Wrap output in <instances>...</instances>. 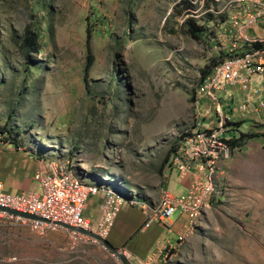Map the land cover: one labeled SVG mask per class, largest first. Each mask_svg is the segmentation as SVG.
<instances>
[{
  "label": "rangeland",
  "instance_id": "1",
  "mask_svg": "<svg viewBox=\"0 0 264 264\" xmlns=\"http://www.w3.org/2000/svg\"><path fill=\"white\" fill-rule=\"evenodd\" d=\"M187 1L188 14L184 0H0V127L86 183L154 204L171 147L209 105L197 82L224 55L217 29L228 0ZM186 15L202 27L196 39ZM251 133L263 135L225 161L222 196L190 227L168 225L173 236L148 264H264V128ZM0 264L124 263L73 230L0 222Z\"/></svg>",
  "mask_w": 264,
  "mask_h": 264
},
{
  "label": "built area",
  "instance_id": "2",
  "mask_svg": "<svg viewBox=\"0 0 264 264\" xmlns=\"http://www.w3.org/2000/svg\"><path fill=\"white\" fill-rule=\"evenodd\" d=\"M217 33L221 43L222 39L226 41L224 55L200 76L195 90L197 99L209 103L201 115L203 120L196 122L190 131L181 133L166 160L169 173L191 174L189 185L181 194H172L163 188L157 201L148 206L134 197L127 198L85 183L68 162L46 158L41 160L35 188L7 192L0 185V222L20 223L38 235L58 228L73 230L65 227L69 226L106 237L114 218L127 202L142 209L144 227L152 222H164L173 213H185L184 226L190 227L208 204L222 196L225 161L243 147L240 143H229L238 134L225 132L230 116L224 111L226 103L220 101L218 93L231 84L245 89L252 77H264V0H228ZM260 89L263 93L255 106L243 102L238 107L243 111L254 107L253 111L263 114L264 82L253 91ZM99 190L103 192L99 215L91 220L85 217L84 206ZM7 209L34 217L13 214ZM78 233L103 244L94 236Z\"/></svg>",
  "mask_w": 264,
  "mask_h": 264
},
{
  "label": "crops",
  "instance_id": "3",
  "mask_svg": "<svg viewBox=\"0 0 264 264\" xmlns=\"http://www.w3.org/2000/svg\"><path fill=\"white\" fill-rule=\"evenodd\" d=\"M224 51L227 47L225 39H222ZM264 82L263 78L252 77L250 85L247 88H241L236 84L226 86L218 93L220 101L226 103L224 111L230 116V122H241L237 127L228 126L226 133L230 135L238 132H260L264 128V117L259 112L252 109L241 110L238 106L243 102H248L255 106V101L262 95L263 91H253L259 89ZM202 104V110H205ZM201 112L199 114H201ZM248 126L244 127V121ZM262 124V127L258 125ZM9 147L0 145V185L4 191L17 192V190H30L35 188L37 175L41 168L42 161L35 154L21 149L20 146ZM5 148V149H3ZM191 178L190 173H184L177 176L169 173L165 180V188L172 194H181L189 185ZM103 199V192L91 195L85 203V217L95 220L99 215V205ZM142 209L136 205L123 203L121 210L118 212L110 226L109 232L105 237L113 246L118 247L125 253L133 264L152 263L153 253L163 242H168L174 232L168 228V225L184 226L187 221L185 213L177 214V220L171 221L169 216L164 222H152L144 227ZM177 223V225H176ZM166 227V228H164Z\"/></svg>",
  "mask_w": 264,
  "mask_h": 264
},
{
  "label": "trees",
  "instance_id": "4",
  "mask_svg": "<svg viewBox=\"0 0 264 264\" xmlns=\"http://www.w3.org/2000/svg\"><path fill=\"white\" fill-rule=\"evenodd\" d=\"M185 3H183L182 9L186 12V14L189 13L188 9H190V3H188L187 0H184ZM184 21L185 24L187 25V30L190 33L192 38H198L200 32L202 31V27L200 25H196L194 19L192 17H190V15H186L184 17ZM24 41L27 44V47H29L30 49H32V51H37L38 49V45L36 44V35L33 32H30L29 30L25 31V36H24ZM33 46V47H31ZM88 52H87V61H85V71L87 72L88 69L90 68V66L92 65V61H93V57L91 55L90 52V48L89 46H87ZM215 64V63H214ZM208 70V69H207ZM207 70L205 72H207ZM241 122H226V125H229L230 127H237L240 125ZM11 131L9 129H7V127L2 126L0 127V134L3 135L5 138L1 139V142L4 144H11L14 145L15 147L19 146L17 145L18 143H16L14 140V136L11 135ZM20 132L17 131L15 132V134H19ZM263 134H257V133H251V132H238V135L236 138H231L229 140V143L231 144H243L246 140L254 138V137H258V136H262ZM12 137V138H11ZM13 139V140H12ZM175 146V145H174ZM173 146V147H174ZM173 150V148L171 147V150L169 152H171ZM38 158L39 156L36 155ZM82 180V179H81ZM85 182V181H84ZM86 183V182H85ZM89 184V183H88ZM96 186V185H94ZM100 187V186H99Z\"/></svg>",
  "mask_w": 264,
  "mask_h": 264
},
{
  "label": "water",
  "instance_id": "5",
  "mask_svg": "<svg viewBox=\"0 0 264 264\" xmlns=\"http://www.w3.org/2000/svg\"><path fill=\"white\" fill-rule=\"evenodd\" d=\"M7 211L10 212V213H13V214H21L24 217H34L32 215H29V214H26V213H22L19 210L16 211V210H12V209H7ZM65 227L66 228H69V229L76 230V231H78L80 233H84V234L89 235V236H94L95 238L101 240L103 242L104 246L107 249H109L110 251H112L113 253H115L124 264H133L131 262V260L127 257V255L125 253H123L122 251H120L118 249V247L113 246L105 237L100 236V235H97L96 233H94L92 231H87V230H84V229H81V228H73V227H69V226H65Z\"/></svg>",
  "mask_w": 264,
  "mask_h": 264
}]
</instances>
